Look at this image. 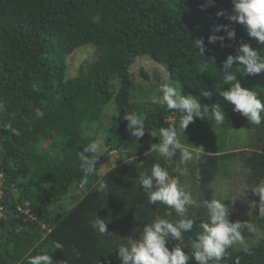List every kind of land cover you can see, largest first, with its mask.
Wrapping results in <instances>:
<instances>
[{
    "label": "trees",
    "instance_id": "16d2710c",
    "mask_svg": "<svg viewBox=\"0 0 264 264\" xmlns=\"http://www.w3.org/2000/svg\"><path fill=\"white\" fill-rule=\"evenodd\" d=\"M207 3L0 0V105L4 106L0 111V264H28L30 256L45 252L52 256L53 264H120L116 250L126 243L122 239L132 228L141 231L159 216L179 217L164 204L149 203L136 179L141 173H150L153 164L165 169L169 166L158 152L151 151V145L159 143L161 128L171 127V117L177 128L180 120L177 110L164 106L142 118L146 133L140 140L127 129L123 116L140 115L131 103L132 68L143 56L161 65L171 81L202 105L219 103L226 114L221 125L194 119L181 131L187 141L183 146L201 152L196 169L202 190L211 194L210 185L222 168L241 157L252 175L247 197L259 198L250 189L264 179V148L250 153L238 148L227 152V131L250 130L252 138L264 132V120L260 125L247 122L219 92L232 86L224 83L222 61L235 55L239 43H248L257 51L264 45L251 40L238 23L231 24L235 41L225 40L224 47L208 44L214 26L230 23L216 13L232 15L233 5L231 0H212L205 6ZM216 34L225 35L223 31ZM198 38L205 41V58L192 45ZM89 46L98 50L96 61L82 66L76 78L68 79V59ZM207 57H215V64H208ZM230 71L242 87L256 92L264 102L260 74L243 75L242 66L236 64ZM142 75L149 79L146 73ZM115 80L118 91L112 87ZM113 100L118 118L107 138L109 149L99 157L95 154L96 170L81 187L83 169L78 152L97 142L95 136H86V131L100 123ZM149 132H155L156 137ZM206 142L213 149L206 151ZM112 153H118V159L110 158ZM178 158L179 150L171 162ZM113 163L115 167L105 170ZM101 180L107 183L105 192L96 191ZM68 197L73 199L69 207L61 204ZM95 214L107 223L106 234L91 226ZM190 219L193 229L183 234L181 244L189 254L190 241L201 231L199 224L207 216ZM56 242L62 249L55 248ZM176 243L169 240V247ZM189 264L196 262L190 259ZM220 264H264V242L243 250L233 245Z\"/></svg>",
    "mask_w": 264,
    "mask_h": 264
},
{
    "label": "clouds",
    "instance_id": "9594fccd",
    "mask_svg": "<svg viewBox=\"0 0 264 264\" xmlns=\"http://www.w3.org/2000/svg\"><path fill=\"white\" fill-rule=\"evenodd\" d=\"M232 15H226L224 11H218L217 17H225L230 23L216 25L212 29V34L207 38L208 44L219 43L225 46V40L235 41L236 31L231 27L232 23H238L246 28L248 37L264 45V0H231ZM212 4L208 0L207 5ZM202 6V10L203 7ZM223 31L225 35H217ZM195 50L198 49L200 56L205 58L206 45L203 38L192 40ZM208 64H215V57H207ZM242 66L243 75L256 76L264 73V49L257 51L250 44L240 42L235 49V55H228L222 61L223 80L225 84H232L230 88L222 90L219 95L234 106L233 112L239 113L247 122L260 125L264 117V102H262L256 92L242 87L237 75L230 70L233 65ZM234 82V83H233ZM158 95L152 96V103L166 106L168 110H177L180 113L179 129L184 131L194 119L212 120L217 125L225 122L226 114L219 103L211 106L202 105L198 98L192 95H183L182 91L172 86L170 82L162 83L158 89ZM205 97L209 96L204 92ZM4 106L0 105V111ZM127 129H131V135L137 140L145 136L146 130L142 118L137 114H126ZM11 128V124L6 125ZM159 143L151 145V151L158 152L166 162H171L172 158L180 152L181 163H186L193 159V153L184 148L179 139L176 127L161 128ZM153 138L155 132H149ZM99 150L97 142H91L78 152L83 169V178L80 186L88 184V177L96 170V153ZM90 154V155H87ZM130 164V161H129ZM186 170L181 171V175ZM148 197V202H157L168 206L180 217L175 222L167 219H156L152 223L145 224L139 232L138 239L127 237L122 239L126 243H121L116 250L120 264H189L190 259H194L196 264H220L226 255L229 247L239 243L244 244L242 231L249 228L248 222H230L229 207L218 199L205 201L207 209V220L199 224L200 232L195 234V239L190 241L192 252L189 254L183 250V234L191 232L194 226L193 219L187 217L188 208L195 202L190 193L183 190L176 178L170 177L168 171L160 164H153L150 173H141L137 178ZM107 183L101 180L96 189L97 192H105ZM250 192L259 197V204L264 205V179L251 187ZM171 215V213H169ZM91 226L100 234H106L107 223L95 214ZM169 240L177 241L174 246L169 247ZM59 242L55 243L56 249H62ZM28 264H53V259L47 252L30 256Z\"/></svg>",
    "mask_w": 264,
    "mask_h": 264
},
{
    "label": "rangeland",
    "instance_id": "374dc122",
    "mask_svg": "<svg viewBox=\"0 0 264 264\" xmlns=\"http://www.w3.org/2000/svg\"><path fill=\"white\" fill-rule=\"evenodd\" d=\"M98 56V50L91 46L78 50L73 56L68 59V71L67 78H76L79 75L82 66L88 67L93 64ZM142 72L146 73L149 79H145ZM132 79H133V96L131 99L132 107L140 114L141 118L151 110L163 108L159 104L152 103V96L158 95V89L162 83L170 82L172 86L182 91L183 95H190L186 92L179 83L173 82L169 78V72L165 70L161 65L150 59L148 56L139 58L132 68ZM260 85L264 87V73L260 74ZM114 91H118L119 82L115 80L112 83ZM180 87V88H179ZM183 89V90H182ZM118 118V112L116 110L115 100L110 102L104 110L103 116L100 123L91 125L86 131L87 135L97 139L99 150L97 156L104 155L109 149L107 144L108 135L115 125ZM171 127H176L175 120L173 117L169 119ZM177 128V127H176ZM178 139L181 145H184L185 139L179 128ZM195 131V130H193ZM250 130H228V151L244 150V152L250 153L251 151H260L264 148V132H257L252 138L249 137ZM209 140V138H206ZM210 141L211 137H210ZM207 141V142H210ZM205 143L204 146L209 149H213L211 144ZM215 142V141H213ZM187 143V141L185 142ZM190 152L193 153V159L181 163V157L177 160L170 162L166 170L170 177L176 178L178 185L190 193L194 204L188 208L187 217L196 218L200 216H207V209L205 201L212 199H218L224 202L229 207V220L230 222H248L249 228L242 231L244 237V244H235L240 250L249 249L253 246H257L264 242V205L259 204V198L249 200L247 197V190L249 189L248 181L252 178L250 170L246 167L241 157L235 158V160L228 161V167H223L222 172L218 177L211 183L210 189L211 194L206 193L202 190L198 181V172L196 165L201 155L200 151L192 150L190 146H183ZM245 148V149H243ZM250 148V150H248ZM118 153H112L110 158L118 159ZM131 159V158H130ZM123 163V162H122ZM116 166V163L111 164L105 170L109 171ZM186 170L183 175L181 171ZM14 195H17V190H14ZM79 195L77 192L76 195ZM72 197H68L61 203L69 207L72 204ZM72 207V205H71ZM63 208V206H62ZM159 219H165L162 216ZM157 218V219H158ZM180 217L172 218L169 216L167 220L175 222ZM140 229L134 227L130 230L128 237L138 239Z\"/></svg>",
    "mask_w": 264,
    "mask_h": 264
}]
</instances>
